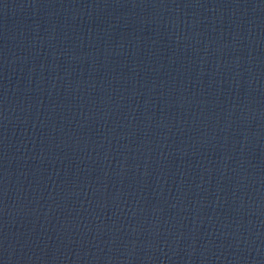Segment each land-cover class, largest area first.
Returning a JSON list of instances; mask_svg holds the SVG:
<instances>
[{"label":"water","instance_id":"95a60500","mask_svg":"<svg viewBox=\"0 0 264 264\" xmlns=\"http://www.w3.org/2000/svg\"><path fill=\"white\" fill-rule=\"evenodd\" d=\"M0 264H264V0H0Z\"/></svg>","mask_w":264,"mask_h":264}]
</instances>
